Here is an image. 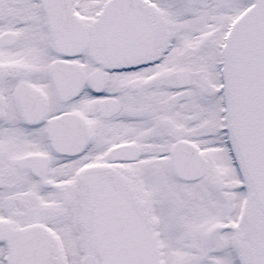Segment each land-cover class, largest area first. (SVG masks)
<instances>
[{"label":"snow or ice","instance_id":"6c2138e0","mask_svg":"<svg viewBox=\"0 0 264 264\" xmlns=\"http://www.w3.org/2000/svg\"><path fill=\"white\" fill-rule=\"evenodd\" d=\"M0 264H264V0H0Z\"/></svg>","mask_w":264,"mask_h":264}]
</instances>
